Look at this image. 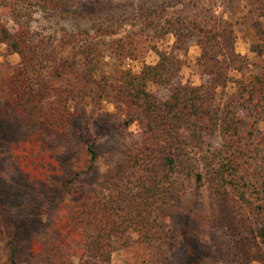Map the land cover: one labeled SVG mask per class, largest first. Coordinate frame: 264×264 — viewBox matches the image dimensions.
I'll return each instance as SVG.
<instances>
[{
    "label": "trees",
    "instance_id": "16d2710c",
    "mask_svg": "<svg viewBox=\"0 0 264 264\" xmlns=\"http://www.w3.org/2000/svg\"><path fill=\"white\" fill-rule=\"evenodd\" d=\"M257 1L256 14L264 19V0ZM199 2L187 0V12L170 16L163 5L151 10L144 22L145 27L161 25L159 19L165 16L163 33L173 34L177 49L189 41L199 47V84L177 82L182 63L173 52L159 54L155 64L144 65L138 73L100 71L105 54L98 38L102 28L130 24L144 17L142 11L128 18H93L90 30L95 35L85 32L80 45L74 43L72 31L58 39L41 37L39 42L50 44L51 59L25 64L17 78L7 82V92L0 90L1 129L15 124L26 133L7 142L9 133L1 131L0 145L9 150L20 172L46 182L57 175L58 193L70 191L49 232L33 238L25 251L34 264H109L115 242L124 241L128 233L150 246L161 240V221L180 200L182 188L191 185L205 192L210 226L228 236L227 262L264 264V130L259 128L264 124V69L230 75L246 64L233 49L235 30ZM86 3L0 0V43L24 58L31 52L27 40L32 9L75 11L83 17L91 11ZM3 9L16 28L4 21ZM66 53L76 58L68 60ZM46 71L60 78L59 85L34 89V80ZM229 85L234 89L226 99ZM107 97L114 103L112 112L101 107ZM88 106L93 110L86 111ZM247 115L254 118L249 126ZM131 125L137 126L136 134L127 132ZM92 131L96 136L91 137ZM113 131L122 137L121 156L109 168L111 173L97 181L91 176L98 157L96 141ZM215 137L217 145L211 142ZM76 144L84 147L83 161L77 158ZM92 180L90 192L79 186ZM8 242L7 261L20 264L22 248L12 236Z\"/></svg>",
    "mask_w": 264,
    "mask_h": 264
},
{
    "label": "rangeland",
    "instance_id": "374dc122",
    "mask_svg": "<svg viewBox=\"0 0 264 264\" xmlns=\"http://www.w3.org/2000/svg\"><path fill=\"white\" fill-rule=\"evenodd\" d=\"M91 11L84 13L83 17H77L75 11L53 12L32 9L29 18V36L27 43L31 49L30 53L21 57L18 53L11 52L4 43H0V90L6 87L7 82H12L18 71L25 64H42L51 59L49 43L39 42L41 37L58 39L64 36L66 31L76 32L74 43L80 45L84 33L94 36L90 30L93 18L102 20L116 15L118 17H131L133 14L144 12V17L138 16L136 20H131L130 24H120L118 27L109 29L102 28L100 33V45L105 49V54L101 58L100 71L105 73H118L121 70L129 69L133 73H138L146 64H155L159 59V54L173 52L178 56L182 65L177 73V82L182 84H199L201 76L195 65L196 58L200 54L199 47L193 42H187L180 49H177L175 38L172 33H163L165 30V16L159 19L161 25L148 26V17L151 10L156 11L164 5L168 16L172 13L179 14L187 12L184 3L187 0H86ZM200 0L206 8H210L214 15L223 17L230 23L234 32L232 33V43L235 54L246 64L242 70H232L230 75L234 78L240 74H249L254 71L264 69V19L256 14L257 0ZM97 4L99 6H97ZM235 5V8H234ZM190 6L187 3L186 8ZM153 12L152 15L156 13ZM4 21L9 27L16 28L15 20L11 17L7 9L1 11ZM152 16V17H153ZM145 25V26H144ZM163 29L162 31H160ZM230 39V37H229ZM71 51L72 49L69 48ZM78 48L74 49L76 53ZM68 60L75 59V54H67ZM72 63V62H71ZM47 70V68H46ZM50 75V77H48ZM47 74L40 75L35 82L34 89L44 85L58 86L60 78ZM63 84V81H62ZM233 85V84H231ZM229 85L225 89L226 99L231 96L233 86ZM53 89V88H52ZM50 90V92L52 91ZM6 91V89H4ZM7 92V91H6ZM219 91L218 97L221 95ZM224 96V92H223ZM49 100L51 94L47 96ZM2 96L0 94V104ZM49 105V104H48ZM101 107L106 111H114V103L107 97ZM93 110L91 106L86 111ZM245 124L254 120L249 115L246 116ZM264 124L260 123L259 128L264 130ZM93 128V126H91ZM7 131V142L17 138H23L24 128H18L15 124L1 129L0 132ZM124 130L123 132H125ZM137 132V126L131 125L127 132ZM96 136L94 131L91 137ZM219 139L215 137L211 142L218 144ZM122 137L113 131L111 134L97 138V162L91 173L93 179L103 174L109 175V168L113 169L114 162L121 156L120 144ZM76 155L79 161H83L86 156L84 147L76 144ZM9 150L5 145H0V264H10L7 261L9 249L8 241L11 236L22 250L18 255L20 264H34L25 254L29 250V245L33 238H40L49 232L51 223L54 221L59 204L68 200V194H60L57 191V175L48 178V182L41 179L30 178L20 172L15 159L8 155ZM79 186L88 191V187L93 185L90 182L81 181ZM187 190V186L182 188L179 201L169 209L165 219L161 221L162 238L155 240L150 246L143 245L137 235L133 233L125 234V240L115 242L114 251L109 264H229L226 254L229 247L227 234L220 228L211 227L207 218V205L205 192L202 188L194 189L193 185ZM46 233V234H47Z\"/></svg>",
    "mask_w": 264,
    "mask_h": 264
}]
</instances>
